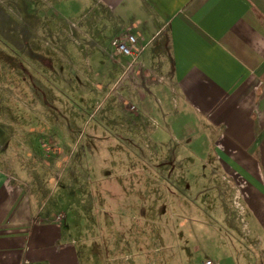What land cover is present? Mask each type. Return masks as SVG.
<instances>
[{"label":"rangeland","instance_id":"rangeland-1","mask_svg":"<svg viewBox=\"0 0 264 264\" xmlns=\"http://www.w3.org/2000/svg\"><path fill=\"white\" fill-rule=\"evenodd\" d=\"M75 2L0 0V159L55 205L79 264H264L194 121L121 70L117 27Z\"/></svg>","mask_w":264,"mask_h":264},{"label":"crops","instance_id":"crops-1","mask_svg":"<svg viewBox=\"0 0 264 264\" xmlns=\"http://www.w3.org/2000/svg\"><path fill=\"white\" fill-rule=\"evenodd\" d=\"M63 1L22 3L33 13ZM81 1L93 27L96 15L117 27L113 43L126 34L135 38L140 53L122 60L121 70L158 78L156 104L170 100L178 116L194 121L191 138L205 141L230 175L264 258V0ZM12 175L1 160L0 264H79L76 241L55 205Z\"/></svg>","mask_w":264,"mask_h":264},{"label":"built area","instance_id":"built-area-1","mask_svg":"<svg viewBox=\"0 0 264 264\" xmlns=\"http://www.w3.org/2000/svg\"><path fill=\"white\" fill-rule=\"evenodd\" d=\"M117 50L132 60L135 59L140 53V49L136 46L135 38L131 34H126L125 39L118 43ZM205 264L212 263L206 261Z\"/></svg>","mask_w":264,"mask_h":264}]
</instances>
